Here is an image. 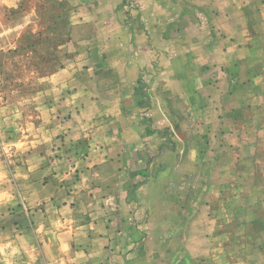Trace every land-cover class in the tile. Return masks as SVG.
Returning <instances> with one entry per match:
<instances>
[{
  "label": "rangeland",
  "instance_id": "1",
  "mask_svg": "<svg viewBox=\"0 0 264 264\" xmlns=\"http://www.w3.org/2000/svg\"><path fill=\"white\" fill-rule=\"evenodd\" d=\"M189 1L0 0V264H264V212L237 211L254 182L205 128ZM94 142L121 155L101 178L79 163Z\"/></svg>",
  "mask_w": 264,
  "mask_h": 264
},
{
  "label": "crops",
  "instance_id": "2",
  "mask_svg": "<svg viewBox=\"0 0 264 264\" xmlns=\"http://www.w3.org/2000/svg\"><path fill=\"white\" fill-rule=\"evenodd\" d=\"M190 1L195 6L193 8L196 10L198 33H205L202 27L206 24L209 29L208 44L201 51L205 69L204 80L201 82L206 91L202 103V115L207 121L205 128L210 136H216L217 141L222 140V148L226 145L230 153L228 161L235 166L234 170L239 165H244V172H239L242 175L241 180L254 182L243 193L237 192L238 188L235 189L237 196H242L245 200L244 206L237 211L264 212V190L263 187H258L259 182H264V0ZM203 19L207 23L200 25ZM185 31L186 29L183 33ZM73 118L75 116L70 115L63 123L67 124L68 136L73 139L85 137V128L75 124ZM77 131L79 134L76 136ZM89 145L87 154H83L79 162L85 165L81 169L83 174L92 175L94 166L99 169H93L96 175H100L103 167L119 168L120 150L110 154L107 144L94 142ZM35 169L36 177L32 176L34 170L27 169L20 182L28 186L40 185L38 183L43 173L42 168L37 166ZM53 177L54 174L45 183V186L49 184L50 189H54V183L51 182ZM236 178H239L238 174L234 179ZM25 186L20 185L19 188L20 195L24 197L27 196ZM3 193L7 196L9 194L7 190ZM85 194L91 204L96 197L101 198V203L109 202L111 198L109 189L100 191L95 188ZM50 196H54V191ZM35 204L38 205V199ZM88 227L89 234L93 237L95 230L102 227L105 231L107 229L101 220H93ZM92 242L94 244L95 241Z\"/></svg>",
  "mask_w": 264,
  "mask_h": 264
},
{
  "label": "trees",
  "instance_id": "3",
  "mask_svg": "<svg viewBox=\"0 0 264 264\" xmlns=\"http://www.w3.org/2000/svg\"><path fill=\"white\" fill-rule=\"evenodd\" d=\"M146 132H147V134L153 133L152 130H150L148 127H146Z\"/></svg>",
  "mask_w": 264,
  "mask_h": 264
}]
</instances>
